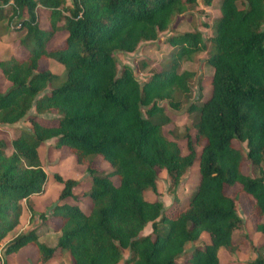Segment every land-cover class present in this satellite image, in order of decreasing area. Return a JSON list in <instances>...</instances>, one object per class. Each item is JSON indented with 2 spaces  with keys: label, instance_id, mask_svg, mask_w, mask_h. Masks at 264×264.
Instances as JSON below:
<instances>
[{
  "label": "trees",
  "instance_id": "16d2710c",
  "mask_svg": "<svg viewBox=\"0 0 264 264\" xmlns=\"http://www.w3.org/2000/svg\"><path fill=\"white\" fill-rule=\"evenodd\" d=\"M211 1L201 0L204 6ZM196 2L0 0V34L17 26L24 51L0 60V79L7 84L0 90V124H30L8 143L0 139V241L18 224L21 201L45 187L38 156L44 141L54 138L55 148L66 147L77 163L93 154L110 168L98 171L86 163L87 212L73 193L78 181L53 174L61 202L38 217L58 233L54 245L41 242L33 226L4 242L5 255L30 245L42 264L56 250L67 253L71 264H221L219 248L233 254L241 245L233 237L240 225L238 193L249 198L264 245V0H216L218 16L206 26L210 88L189 107L193 132L182 134L185 153L163 134L171 119L159 102L177 110L189 94L194 74L178 69L206 50L201 32L168 35L165 62L142 83L128 65L116 69L115 52L153 41ZM59 32L62 41L52 44ZM46 59L62 66L60 74L40 69ZM44 112L55 114L53 123L36 119ZM196 156L198 181L184 208L175 196L167 208L159 199H145L146 190L157 195V171L164 170L175 188ZM244 162L254 175L243 172ZM235 186V193L226 192ZM147 224L150 231L140 234ZM201 233L207 241L185 250ZM244 264H264V257Z\"/></svg>",
  "mask_w": 264,
  "mask_h": 264
},
{
  "label": "rangeland",
  "instance_id": "374dc122",
  "mask_svg": "<svg viewBox=\"0 0 264 264\" xmlns=\"http://www.w3.org/2000/svg\"><path fill=\"white\" fill-rule=\"evenodd\" d=\"M70 0H65L68 4ZM218 16L217 2L212 0L209 6H204L201 0H197L196 4L186 10L180 16H177L173 20V23L163 32L158 33L157 38L153 41L141 42L137 45L132 52H115L114 59L117 71L122 65H128L132 71L135 79L138 83H142L146 80L152 72L161 68L165 62L170 47L166 44L165 38L171 33H180L183 31L199 30L203 36L206 50L197 53L191 61H184L180 64L178 71L188 70L191 71L194 76L189 81V94L186 98L180 99L179 109L175 110L170 108L164 102L159 104L165 105V109L168 110L170 116V122L162 128L163 134L174 141H176L182 151L185 153V144L182 134L186 129L190 133L193 132L191 128L192 115L189 111V107L192 104H200L205 99L210 88V76L212 74V68L206 64L208 50V37H210L209 26L213 18ZM5 21H1L4 23ZM3 34H0V60L8 59L11 55H23L24 51L19 47L16 39L21 35L17 26L14 28L12 24L8 28L3 29ZM65 34L62 32L57 33L53 37L52 44H58L62 41ZM40 69L47 67L52 73L60 74L62 67L56 63L53 59H46L39 65ZM7 86L6 83L0 79V90H3ZM46 91V89L44 90ZM201 94L199 98L198 94ZM34 115V110H29V115ZM55 114L44 112L36 114V119L42 123L50 124L55 120ZM30 129V124L25 119H21L14 124H0V139L6 143L10 139L16 137L20 130ZM55 139H49L44 141L38 148V156L42 169L46 173L47 180L45 187L39 194L29 196L27 200L21 201V214L19 216L18 225L12 232L8 234V237H12L19 232H25L29 227L37 226L38 231L41 232L40 241L44 242L48 246H53L55 243V232L52 227L45 225V222L38 217V213H44L48 215L50 209L61 201L57 200V195L61 185L56 182L52 175L58 174L63 179L71 178L78 181V185L73 188V193L77 196V204L81 210L87 212L89 209V202L83 196L90 185L89 176L85 171L86 163L89 162L90 166L98 171H108L109 165L100 159L98 155H88L84 163H77L73 155L68 154L66 147L55 148ZM241 148L244 144H238ZM199 148H196L198 153ZM244 173L254 175L251 166L248 162H244L242 165ZM112 180H115L114 177ZM198 181L197 173V156L194 159L192 165L188 167L181 175L178 185L172 188L169 179L164 170L157 171V177L155 181L157 195L151 191L146 190L144 197L148 201H152L155 198L159 199L164 208L170 207L173 204V197H177L178 204L181 208H184L187 203V199L194 191ZM237 187L228 188L226 192L233 194L237 191ZM249 198L243 196L241 193L237 195L236 213L240 217V225L238 229L233 232V237L238 241H241L240 248L233 254L226 253L221 249L218 253V259L221 264H244L245 261L254 258L256 255L264 257V245H261L262 238L260 233L254 230L253 219L251 217L249 207ZM71 202V200H66ZM46 226V227H45ZM150 231V227L147 224L140 232L144 235ZM9 238V239H10ZM0 241V264H42L36 260L35 249L32 246H25L19 249L15 253L5 255L3 253L4 245L3 241ZM207 241L206 233H201L196 242H187L184 245L185 250H190L195 244ZM128 256L126 251H122L123 259ZM45 264H71L70 257L67 253H60L55 251L53 257ZM122 264V260L118 263Z\"/></svg>",
  "mask_w": 264,
  "mask_h": 264
},
{
  "label": "crops",
  "instance_id": "0c3cea01",
  "mask_svg": "<svg viewBox=\"0 0 264 264\" xmlns=\"http://www.w3.org/2000/svg\"><path fill=\"white\" fill-rule=\"evenodd\" d=\"M60 66H61V65H60ZM61 67H62V66H61ZM30 197H31V195H30ZM17 225H18V224H17ZM29 228H31V226H30ZM13 230H14V229H13ZM13 230H12V231H13ZM12 231H10V232H12ZM10 232H9V233H10ZM9 233H7V235H6V238H7V239H5L6 241L10 238V237H8V234H9ZM57 235H58V233L55 232V237H57ZM3 240H4V239H3ZM39 240H40V238H39ZM55 240H56V239H55ZM4 242H5V241H3V244H4ZM220 250H221V248H219L218 253L221 252ZM122 251H123V250H122ZM124 251H126V250H124ZM126 252H127V251H126Z\"/></svg>",
  "mask_w": 264,
  "mask_h": 264
}]
</instances>
